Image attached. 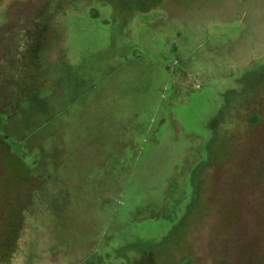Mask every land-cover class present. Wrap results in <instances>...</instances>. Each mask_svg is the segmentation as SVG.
Segmentation results:
<instances>
[{"label":"rangeland","instance_id":"1","mask_svg":"<svg viewBox=\"0 0 264 264\" xmlns=\"http://www.w3.org/2000/svg\"><path fill=\"white\" fill-rule=\"evenodd\" d=\"M129 260L264 264V0H0V264Z\"/></svg>","mask_w":264,"mask_h":264},{"label":"flooded vegetation","instance_id":"2","mask_svg":"<svg viewBox=\"0 0 264 264\" xmlns=\"http://www.w3.org/2000/svg\"><path fill=\"white\" fill-rule=\"evenodd\" d=\"M252 177H253V175H252ZM233 179L236 181V182H238V180H236V178L233 176ZM253 182V181H252ZM252 189V188H251ZM145 254H147V256H149L150 258H152V257H154L155 256V252L154 251H149V252H147V253H145ZM131 256V255H130ZM128 264H136V261H130L129 260V263Z\"/></svg>","mask_w":264,"mask_h":264}]
</instances>
